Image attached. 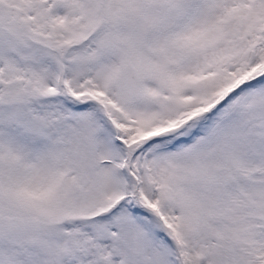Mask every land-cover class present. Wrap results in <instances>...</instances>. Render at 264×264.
<instances>
[{
    "label": "snow or ice",
    "instance_id": "6c2138e0",
    "mask_svg": "<svg viewBox=\"0 0 264 264\" xmlns=\"http://www.w3.org/2000/svg\"><path fill=\"white\" fill-rule=\"evenodd\" d=\"M0 264H264V0H0Z\"/></svg>",
    "mask_w": 264,
    "mask_h": 264
}]
</instances>
